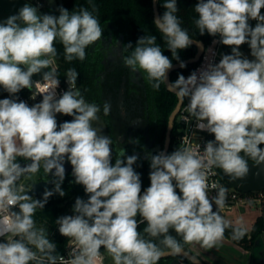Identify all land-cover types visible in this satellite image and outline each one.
<instances>
[{
    "label": "clouds",
    "instance_id": "1",
    "mask_svg": "<svg viewBox=\"0 0 264 264\" xmlns=\"http://www.w3.org/2000/svg\"><path fill=\"white\" fill-rule=\"evenodd\" d=\"M166 11L154 20L163 34L172 58L179 60L178 50L193 44L188 31L181 27L177 0H165ZM264 0H199L194 11L200 35H219L220 42L232 46L218 64H209L187 78L180 75L169 84L181 102L188 98L187 111L197 121L199 130L214 134L203 153L179 148L171 154L161 151L150 156V187L141 195V178L133 165L138 156L125 157L121 149L112 163V140L98 134L92 123L100 119V105L87 102L76 90L78 73H66L69 88L57 98L59 85L54 68L43 72V99L28 106L17 99H0V264H96L101 247L114 264H157L166 254L178 255L183 245L198 243L205 249L216 247L231 225L218 212L226 204L227 189L208 183L212 168L222 169L233 181L249 174L248 157L256 166L264 165ZM59 15L40 14L38 7L25 3L18 14L0 22V86L13 96L31 89L34 74L49 69L50 57L57 55L58 40L66 61H83L86 49L102 39L104 29L92 11L81 7L69 12L60 7ZM249 19L258 21L255 27ZM154 35L137 40L135 48L123 56L133 71L146 73L155 89L167 81L172 60L163 54ZM249 44L254 60L243 58L239 46ZM132 48L131 43L124 46ZM185 67L183 63L180 65ZM38 83V82H35ZM35 99V96L32 97ZM111 105H103L109 115ZM74 119L59 125L56 114ZM241 152L244 156L239 155ZM18 157L30 160L22 167ZM65 157L72 165L75 183L89 194L87 201L77 198L76 215L56 220L59 233L75 243L70 258L54 255L56 245L49 241L44 228H37L33 216L43 209L53 191L43 193V201L26 195L17 181L35 174L41 165L48 176L55 177L54 192L64 196ZM53 170H55L53 172ZM175 181V185L173 183ZM175 188H179L178 195ZM209 188L216 195L208 196ZM18 207L19 212L12 211ZM139 222H147L143 233ZM246 229H233L232 239L240 240ZM18 237V239H16Z\"/></svg>",
    "mask_w": 264,
    "mask_h": 264
},
{
    "label": "flooded vegetation",
    "instance_id": "2",
    "mask_svg": "<svg viewBox=\"0 0 264 264\" xmlns=\"http://www.w3.org/2000/svg\"><path fill=\"white\" fill-rule=\"evenodd\" d=\"M129 43L132 48L125 50L124 46ZM134 48L135 44L126 33L108 24L102 39L90 48L88 72L84 75V83L78 86L87 102L101 107L100 113L112 140V161L124 149L122 159L125 162L127 156L137 155V160L150 163L151 155L165 150L166 154L173 152L179 112L173 120L168 147L166 144L171 116L179 98L166 82L155 89L146 73L133 71L124 64L123 56ZM105 102L111 105L107 116L103 114ZM246 249L249 250L247 264H264L263 230L252 247Z\"/></svg>",
    "mask_w": 264,
    "mask_h": 264
},
{
    "label": "trees",
    "instance_id": "3",
    "mask_svg": "<svg viewBox=\"0 0 264 264\" xmlns=\"http://www.w3.org/2000/svg\"><path fill=\"white\" fill-rule=\"evenodd\" d=\"M165 0H159L158 6L160 15L162 16L166 9L163 7V3ZM199 0H177V7L179 11L176 13L178 18L181 20V27L188 31V34L191 38L201 39L205 43H209L214 36L209 35L207 32L205 34L200 35L199 29L195 24V20L199 18V14L194 11L196 4ZM93 6L97 9L96 12L93 14L97 16L100 21L101 27L104 29L108 26V24L112 23L118 27V31H122L126 33L129 38L133 41L136 46L137 40L140 37L145 35H154L156 37L157 44L161 47L163 54L167 56L172 63L187 59L195 55L197 51L196 45L192 44L190 47L184 50H178L179 60L172 58L171 51L167 48L165 43L163 34L156 29L154 25V9H153V0H59V8L63 7L67 9L69 12L71 11H79L81 7L87 8L89 11H92ZM48 11L51 15L58 16L59 11L54 8L47 7ZM261 10H264L262 8ZM248 23L251 27H255L257 24L253 20L249 19ZM90 45L86 49V58L83 61L78 59L68 62L64 58V48L63 45L57 40L55 43V47L57 49V55L54 57L58 63V68L56 70L58 77L61 80L66 78V73L69 69H75L78 73L77 84L81 85L84 83V75L88 72V63L90 58ZM239 48L243 49H251L250 45L245 43L239 46ZM228 54L232 53V46L227 47ZM195 63L186 64L185 67H181L172 71L171 73V80L174 83L180 75H183L187 72L192 71L195 66ZM33 81V80H32ZM33 88V86H32ZM28 88L22 89L18 94L26 95L31 90ZM0 94L8 95L9 93L0 86ZM40 100L33 102V105L40 103ZM30 106V107H31ZM67 120L61 121L57 120L58 128L59 125L66 122ZM69 122V121H68ZM214 135V134H213ZM215 139V137H214ZM259 147L264 148V144L259 145ZM244 154V153H243ZM248 160V157H245ZM18 163H23L25 160L22 157H18ZM114 159L112 161L115 164ZM134 170L140 174L141 178V192L151 183L150 182V163L145 162L143 160H137L136 163L133 165ZM221 171V170H220ZM222 173V172H221ZM222 176L224 177L223 173ZM225 178V177H224ZM21 181H18L17 184L19 186ZM175 185V181H173ZM28 186V185H26ZM53 185L48 191H53V195L50 196L47 202L44 204L43 209L37 208L33 219L35 221V225L37 228H44L47 232V236L50 230L55 226L56 220L62 216H67L70 213H75L73 211L75 200L77 198H81L85 201L88 200L89 194H87L84 190V186L82 184L75 183V178L72 175V171L65 175V179L61 184V189L65 192L64 196H60L59 193L54 192ZM25 190V189H24ZM175 191L178 195L182 196L180 193L179 188H175ZM36 200L43 201V194L37 197H32ZM19 212V208L17 209ZM138 221V231L143 233V229L147 227V222H139L142 218L139 214L136 217ZM231 226L225 230L224 236L231 239L232 241L236 242L237 244L245 247L250 248L254 244L256 238L262 233L263 227V218L262 215H259L256 221L253 223L252 229L250 232L246 231L245 236L240 240H233L232 234L233 229L236 227H240L238 225L230 224ZM243 228V227H242ZM169 234L176 237L178 241L181 242L183 247L188 248L189 244H185L182 240V237L177 235L174 230L170 229ZM146 238L154 239V242L158 243V238H150L147 237V234H144ZM69 238L63 235H58L54 240L56 245V253L55 255L61 252L64 249L65 244L68 242ZM172 259L170 257H163L161 258L157 264H164ZM185 262L192 264L188 259L182 258ZM34 264V263H30Z\"/></svg>",
    "mask_w": 264,
    "mask_h": 264
},
{
    "label": "built area",
    "instance_id": "4",
    "mask_svg": "<svg viewBox=\"0 0 264 264\" xmlns=\"http://www.w3.org/2000/svg\"><path fill=\"white\" fill-rule=\"evenodd\" d=\"M37 3L45 6L43 0H37ZM261 15H264V10H261ZM253 21L256 23L258 22L256 20ZM220 40L221 37L217 35L209 43H206L205 50L201 55L199 61L196 62L197 64L195 68L192 71L183 74L185 78H187L193 72H196L197 75H199L200 71L207 68L209 64H218L223 55H229L227 50L228 46L223 45L220 42ZM248 50L250 51V49ZM239 51L242 53L243 58L254 60V58L250 57L249 54L250 52L249 51L247 52V49L239 48ZM50 59L52 60L51 68L57 70L58 63L56 59L54 57H50ZM58 79H59V85L56 88L57 98H59L60 95H62V93L64 91H67L69 88V85L67 83V78L61 80L58 77ZM33 82H34L33 88L28 94L20 95L17 93L14 96L12 94H8V95L0 94V99H5V98L17 99V102L24 101L28 104V106H31L33 102L37 100L42 101L43 96L42 94H39L40 89L44 87V82L42 81V77L38 79H34ZM75 88L76 90L79 91V86L77 82ZM33 96H35V99L32 98ZM188 103H189L188 98H185L178 113L177 134H176L173 152L178 150L179 148H187L193 151L194 153L202 154L206 146V143L208 141H214V135L210 134L206 130H199L197 128L196 119L192 117L190 113L187 111ZM57 118H59L58 120L61 121L67 120L69 122L74 119V117L72 116H67L63 114H58ZM208 183L209 185L213 183L219 184L227 189L226 204L222 209H220L222 212L227 210H232L236 206L248 205V204L258 205V207H260L262 211V207L264 204V189L258 191H251V192H242L238 188L234 187L229 182H227V180L222 176V173L219 168H212L210 170L208 174ZM19 186L23 187L24 189L28 187L23 183V181L20 182ZM216 191H217L216 189L209 188L208 196L210 199L217 194ZM17 209L18 207H13L11 210L17 212ZM69 215H76V213H70ZM58 229L59 226L55 224V226L50 230L47 236L50 242L54 243L56 237L58 235H61ZM16 239H18V237ZM4 242H6V238L0 237V243H4ZM74 247H75V243L73 241L68 240V242L64 246V249L56 255L61 256L65 260H67L70 258V253L72 252ZM100 252L101 255L96 261V264H108L106 253L103 246L101 247ZM30 263L35 264V262H30ZM57 264H61V262L57 260Z\"/></svg>",
    "mask_w": 264,
    "mask_h": 264
},
{
    "label": "water",
    "instance_id": "5",
    "mask_svg": "<svg viewBox=\"0 0 264 264\" xmlns=\"http://www.w3.org/2000/svg\"><path fill=\"white\" fill-rule=\"evenodd\" d=\"M158 1L159 0H153V9H154V20L156 17L161 16L160 11H159V6H158ZM44 4L47 7L57 9L59 8V0H43ZM191 38V37H190ZM193 39V44L196 45L197 51L194 56L189 57L187 59L172 63V68L167 72V86L169 89L173 90L169 84H171V73L172 71L181 68V63L184 65L189 64V63H195L198 62L201 55L203 54L205 50L206 43L201 40V39ZM174 91V90H173ZM176 92V91H175ZM183 102L180 101L174 110L172 116H171V122L170 126L168 129V136H167V144L166 147H168L169 142H170V135H171V130L173 126V120L175 115L179 112L181 105ZM100 119L92 123V127L95 128L98 131V134L104 135V136H109L107 126L103 120V117L101 116V113L97 114ZM112 147V155H113V146ZM166 153V150H165ZM239 155L244 156L243 152H241ZM31 161L27 160L20 165L22 167L26 166L27 164H30ZM249 163V174L246 178L240 180H235L233 181L229 176H227L222 169L221 172L223 173L225 179L227 182H229L231 185L234 187L238 188L242 192H251V191H258L264 189V165L256 166L255 162L252 160H248ZM64 168H65V175L69 174L72 171V165L70 162L67 160V157H65L64 161ZM55 170H53L54 172ZM38 179L32 181V183L25 189V194L29 195L31 197H37L42 195L46 190L50 189L54 185V175L52 173H49L48 176L44 173L43 166L41 165L39 171L37 172ZM24 176L20 178L19 181H22ZM18 182V181H17ZM150 187V184L141 192V195L144 194L145 190ZM213 211L218 212V214L222 215V211L217 208V206L213 203ZM261 215L263 218V233H264V204L262 207ZM172 256V259L164 264H189L185 262L182 258L188 259L192 264H207L206 261H204L199 255L195 254L191 249L183 247L182 252L178 255H171V254H166L163 257H170Z\"/></svg>",
    "mask_w": 264,
    "mask_h": 264
},
{
    "label": "rangeland",
    "instance_id": "6",
    "mask_svg": "<svg viewBox=\"0 0 264 264\" xmlns=\"http://www.w3.org/2000/svg\"><path fill=\"white\" fill-rule=\"evenodd\" d=\"M31 2L32 1H30V0H28V1H24V0H0V22L5 21L11 15L18 14L19 9L21 7H23L25 3H28L34 7H38L40 14H50L46 5L44 6V7H46L45 11H44L42 7L37 6L33 2L32 3ZM248 51L249 50H247V52ZM249 52H250L249 53L250 57L255 59V57H253L251 55V49ZM48 70H51V68L44 69V70H42V72L48 71ZM35 76H38V74L33 75V78ZM58 114H56V120L59 119V118H57ZM36 179H38L37 173L31 174V175H25L24 178L22 179V181L25 185L29 186L32 183V181H34ZM255 206H256L255 204H248V205L244 206L243 209L235 207L232 210H227V211L222 212L221 216L226 221H228L230 224L238 225L240 227L249 229L252 227L253 223L256 221L257 216L261 215V213H262V212H258ZM105 253H106V258H107L108 264H114L112 257L107 253L106 250H105Z\"/></svg>",
    "mask_w": 264,
    "mask_h": 264
},
{
    "label": "crops",
    "instance_id": "7",
    "mask_svg": "<svg viewBox=\"0 0 264 264\" xmlns=\"http://www.w3.org/2000/svg\"><path fill=\"white\" fill-rule=\"evenodd\" d=\"M24 1H28V0H24ZM30 1H32L35 5L42 7L43 10L45 11L46 7H44V5L38 4L37 0H30ZM42 76H43V72H41L40 74H38V76H35L34 78L32 77V80L41 78ZM244 206L246 205H240L236 207L243 209ZM255 207L258 212H261V209L260 207H258V205H256ZM244 229L250 232L252 227L249 229L248 228H244ZM188 248L191 249V251H193L195 254L199 255L204 261H206L207 264H243V263L247 264L246 259L249 254V250H247L243 246L237 244L236 242L232 241L231 239L225 236L224 239L216 247L212 249H205L201 247V245L198 243H190L188 245Z\"/></svg>",
    "mask_w": 264,
    "mask_h": 264
}]
</instances>
